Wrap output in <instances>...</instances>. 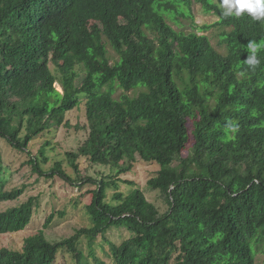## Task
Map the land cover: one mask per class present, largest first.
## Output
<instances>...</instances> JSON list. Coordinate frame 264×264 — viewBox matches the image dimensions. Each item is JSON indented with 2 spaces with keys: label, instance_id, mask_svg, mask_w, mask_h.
Here are the masks:
<instances>
[{
  "label": "trees",
  "instance_id": "1",
  "mask_svg": "<svg viewBox=\"0 0 264 264\" xmlns=\"http://www.w3.org/2000/svg\"><path fill=\"white\" fill-rule=\"evenodd\" d=\"M195 3L217 21L186 29ZM219 4L0 0V138L30 154L40 177L95 186L87 225L58 241L40 230L20 248L2 247L0 264H58L65 252L74 264H257L258 254L264 264V18L225 17ZM212 27L223 51L204 33ZM250 44L254 68L245 64ZM81 104L90 132L66 153L77 177L60 160L45 170L50 142L37 156L31 142L69 125L66 114ZM82 156L110 173L83 177ZM139 160L160 165L148 186L164 197L165 212L122 178ZM24 193L0 180V203ZM38 206L30 196L0 210V234L25 230ZM66 212L54 205L47 223ZM116 229L127 232L119 243L108 237Z\"/></svg>",
  "mask_w": 264,
  "mask_h": 264
},
{
  "label": "rangeland",
  "instance_id": "2",
  "mask_svg": "<svg viewBox=\"0 0 264 264\" xmlns=\"http://www.w3.org/2000/svg\"><path fill=\"white\" fill-rule=\"evenodd\" d=\"M193 19H183L186 24V29L191 30L193 22L202 26L204 24H214L217 21V16L212 13L204 12L200 4L193 5ZM176 27V26H175ZM219 28L212 27L204 32L210 36L214 46L223 51V47L220 46ZM109 55L111 58L117 59V54L113 49H109ZM51 68L55 71V65L50 63ZM56 88L63 92V88L59 83H56ZM119 90L117 94L121 93ZM135 94V92H133ZM69 121V125L63 124L60 127L48 131L43 135L33 140L29 146V150L32 155H39L40 149L45 142L49 141L50 145L47 147V156L49 158L47 163H42L45 170L55 164L56 161H63L64 168L68 173L77 177L73 168L67 163L66 153L69 151H75L88 137L90 129L88 128L87 118L85 115L84 104L79 105L72 111L66 114L65 122ZM187 153H184L186 156ZM0 180L4 184L6 189H13L16 187H25V193L17 201H9L0 203V210H5L9 207L19 205L25 202L30 196H37L39 198V206L34 210V216L31 224L23 231L16 233L0 234V248H20L23 245L24 239L40 230H44L48 239L51 241H58L63 238L70 237L76 229L87 225L89 223V216L86 212V206L90 202L89 191L94 189L95 186L86 184L83 187L77 188L73 185H68L58 176L54 178L40 177L38 173H35L32 166L28 164L30 154L13 148L9 142L3 138H0ZM79 165L81 169V175L83 177H93L100 179L103 174L110 173L108 166L94 164L87 157H80ZM160 169V165L157 163H148L139 160L135 163L133 169L130 172L122 175L123 179L134 180L135 183L144 190L147 199L154 203L161 212H165L168 209V204L159 190H153L148 186V180L156 175V172ZM130 185L121 183V190L128 192ZM109 190V200H112L113 191ZM79 201V206L74 207V203ZM56 206L57 210L67 209L64 215H56L48 223L47 220L52 212L53 206ZM48 227H46V225ZM127 235L126 231L111 230L108 237L119 243ZM101 239L100 241H102ZM83 248L88 253V249L83 244ZM98 257L104 261H109V258L105 254L102 248L97 249ZM263 261V255H257V264H261ZM90 264H97L92 258ZM58 264H74V260L71 254L65 252L59 256Z\"/></svg>",
  "mask_w": 264,
  "mask_h": 264
},
{
  "label": "clouds",
  "instance_id": "3",
  "mask_svg": "<svg viewBox=\"0 0 264 264\" xmlns=\"http://www.w3.org/2000/svg\"><path fill=\"white\" fill-rule=\"evenodd\" d=\"M219 7L223 9V16L235 15L239 17L245 11L255 20L264 18V0H220ZM251 54L247 56L245 64L250 67L259 65L260 61L256 58L255 48L250 44ZM232 127L231 124L228 125Z\"/></svg>",
  "mask_w": 264,
  "mask_h": 264
}]
</instances>
